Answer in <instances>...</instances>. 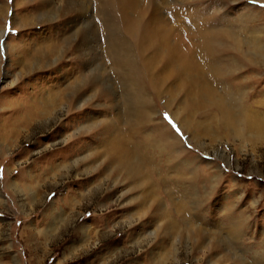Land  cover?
Returning <instances> with one entry per match:
<instances>
[{
  "label": "rangeland",
  "instance_id": "obj_1",
  "mask_svg": "<svg viewBox=\"0 0 264 264\" xmlns=\"http://www.w3.org/2000/svg\"><path fill=\"white\" fill-rule=\"evenodd\" d=\"M161 1L170 2L171 8H165L160 0H154L163 7L166 18L176 8L186 15L197 14L194 13L196 9L198 13L199 10L210 11L218 17V29L233 31L237 28L240 31L246 24L249 34L264 42V0ZM63 2L0 0V264H34V258L37 264L40 260L41 264H84L86 256L101 257L106 249L112 251V256L105 264H240L241 261L252 264L258 257L262 260L264 145L255 143L254 133L260 130L261 124L264 127V59L249 63L232 60L233 54L229 53L230 46L226 43L231 57L224 56L219 65L226 83L231 82L228 80L231 75L239 76L240 82L250 75L256 82L246 84L249 87L245 99L244 95L233 96L241 100L236 106L247 105L252 118L257 120L253 123L248 120L250 127H243V120L242 126L237 128L234 121H227L220 111L210 106L197 115L182 112L179 100L185 99L179 97L171 110H167L164 102L168 99V86L160 81V97L149 88L148 92L144 90L151 100V123L163 125L172 139L176 137L173 143L178 142V145L159 151L161 146L155 147L149 136L154 133L152 126L147 129L140 120L138 124L134 121L123 126L119 122L123 105L115 96L118 93L117 88L114 91L116 81L109 79L110 84L101 80L93 82L91 92L97 93L87 111H76L66 119L65 108L60 107L56 114V110L49 109L42 114L49 119L39 120L27 130L16 116L21 111L22 117L25 110H29L21 107L22 97L35 93L40 87L43 91L40 99H48L50 93L58 89L57 83L69 81L65 73L81 65L78 59L71 63L73 52L65 50L63 39L75 15L63 7ZM186 15L182 19H187ZM26 18L29 23L25 24ZM222 18L230 23L225 24ZM237 18H243V22L237 21L235 25L233 22ZM175 23L170 21L167 25L171 27ZM194 39L188 28L186 43ZM53 44L60 48L59 54L47 57L51 60L45 59L39 64L40 68L35 67L34 62L30 64L31 56L48 50ZM218 49L223 51V47ZM102 52V47H95L90 56L93 63L99 64ZM147 56L156 62L161 60L158 51L149 49V43L143 48L134 43L123 54L124 59L140 57L143 60ZM143 67L140 65V73ZM101 68L99 77L103 80L113 75L110 63ZM117 71L126 72L120 68ZM100 88L103 97H97ZM108 98L114 101V107L106 111ZM34 99L35 96L29 101ZM172 111L177 112L185 129L172 118ZM88 114L90 118L82 122L81 117ZM75 120H79L76 126L72 125ZM70 121L71 127L64 130V125ZM239 122L240 119L237 125ZM81 124L85 128L75 133V139L68 140L69 134ZM121 128L125 134L140 128L139 135L132 139L135 143L143 139L138 153L149 156L151 168L146 170L153 172L155 169L156 175L152 173L151 177L158 184L162 178L161 185L156 183L157 186L129 190L123 175H112L106 161L115 144L111 136L118 134ZM9 130L15 132L13 137H7ZM86 157L91 162L82 160ZM147 196L145 203L134 207ZM132 197L137 201L130 206ZM49 211L61 213L62 217L49 220L47 224L43 218ZM65 217L69 220L67 228L62 229ZM106 219L115 227L109 230ZM168 223L171 225L167 226ZM232 223L235 227L242 224L241 234L244 233L231 234L229 226ZM82 224L92 234H101L99 240L90 238L86 251L77 248L82 244L81 238L72 236ZM29 231L37 235L36 241L41 247L35 253L33 243L27 242L26 236L33 235ZM104 261L100 259L95 264H104Z\"/></svg>",
  "mask_w": 264,
  "mask_h": 264
},
{
  "label": "bare ground",
  "instance_id": "obj_2",
  "mask_svg": "<svg viewBox=\"0 0 264 264\" xmlns=\"http://www.w3.org/2000/svg\"><path fill=\"white\" fill-rule=\"evenodd\" d=\"M63 4V7L68 9L69 13L75 15L74 19L70 22L71 29L69 33H67L63 39V43L67 48L65 50L73 52L74 57L71 63L78 59L81 65H79L80 67L74 66L70 71L71 73H65L66 75L64 76L67 77H65L66 81H70V79L71 81L65 84H60V82L57 83V86H59L58 89L51 92L48 99L44 101L40 99L42 98L41 93L43 92L40 91V87L37 88L35 93H26L25 96L22 97L24 101L21 102V107L26 109L29 108V110H25L22 117H20L21 111L17 112L18 114L16 116L22 126L27 130H29L35 122L47 119L49 116H44L42 114L46 113L49 109L51 112L56 110V114L60 107L65 108L66 119L76 111H81V113L85 110L87 111L91 107L90 101L96 97L95 95L97 93L96 91L94 94L91 92L93 91V82L101 80L103 83L108 81L107 84H110L109 79L110 81H116L114 91H116L117 88L118 93L117 95L115 94V96L121 99L123 105V114L119 122H121L123 126L134 121L138 124L140 120L147 129L152 126L154 133L149 136L153 139L152 144L155 147L161 146V150L159 151L168 150L169 147L174 149L178 145V142L173 143L177 140L176 137L172 139L170 133L163 125H158L156 122L151 123L153 112L151 100L144 90L147 91V88H149L150 91H155L160 97L161 91H159L160 88L158 87L160 81H162L163 85L168 86V99H165L166 102H164V104L169 111L172 108L173 102H175L174 100L179 97L180 99H185L179 100V105L181 104L179 110L185 113L188 111L192 113V115H197L207 106H210L220 111L227 121H234L232 123H235L237 128L242 126L243 120L245 124L243 127H250L248 120L252 123L257 121L252 118L247 105L240 104L236 106V102H241V100L233 97L238 94L239 96L244 95L245 99L246 88L249 87L246 84L256 82H253L250 75H246L242 82H240L239 79L241 78L239 76L231 75L230 78H228L231 82L226 83L224 75H220L221 72L219 68L220 63L225 59L224 56L229 57L231 54H233L232 60L241 59V61H246L248 63L250 61L264 59V44H262L264 42H262L261 38H258V36L256 37L249 34L250 32H248L245 27L246 24L243 25L242 28V30H245L243 31L245 35H242V30H236L237 28L233 31L218 29V17L214 16V13L210 11L204 12L202 10H199L200 13H198L197 9L194 12L197 14L192 13L186 15L187 13L183 14L184 11H182V9L176 8L172 10L171 16H167L166 18L163 12L164 9L162 10L161 7L165 6V8H167L166 6H169L170 2L166 3L161 0L160 4L162 6L155 3L154 0H64ZM183 15H186L187 19H182ZM222 20L225 24L230 23L226 18H222ZM170 21H175L177 23H175L176 25L171 24V27H168L167 23ZM237 21L243 22V18L235 19L233 24L236 25ZM24 23H29L27 18L24 20ZM188 28H190L195 36L194 42L192 41L190 44L186 43ZM189 37L192 39L191 35H189ZM134 43L141 48L144 47L145 43H149V49L158 51L161 60L156 62V60L148 56L143 60H141L140 57L138 59H124L125 57H123V54H125ZM226 43L230 46L229 53L231 54L227 53ZM95 47L103 48L101 54L102 59L100 58L99 64L93 63L94 61L92 62L90 57L92 51H95ZM219 47H223L224 52L219 50ZM78 51H80V53ZM56 53H60V48L57 47L56 44H53L48 50H40L34 56H31L30 64L34 62L37 65L33 66L38 68L41 62L45 61V59L51 60L47 57H53ZM106 63L112 65L113 75H107L103 80L99 75H101L100 72L103 70L101 67ZM27 65L25 66L28 67ZM140 65H144V71L141 73ZM117 68L118 70L120 68L121 71L126 70V72L120 74ZM234 80L235 82H233ZM145 81L146 83L144 84ZM101 90L102 88L98 89L97 97L104 96ZM114 91H112V93ZM34 96L35 99L29 101ZM190 99L193 100L190 102ZM112 107H114V101L108 98L107 106L105 107L106 111H109ZM170 114L172 118L179 122L180 126L185 129L183 121L178 120L177 112L174 113L172 111ZM90 116L91 114L84 115L80 120L84 122L88 120ZM239 119L240 122L237 125L236 122ZM75 121L72 122V125H75L79 120ZM70 125L71 121L66 126L64 125V130H68V128L71 127ZM60 126L61 124L57 127L59 128ZM254 126L258 129V126ZM233 127L235 126L230 124V128L234 129ZM84 128V124L79 125V128L77 127L76 129L77 131L75 130V132L70 133L69 136L67 135L69 137H67L68 140L73 139L75 133H80ZM263 129L264 127L261 124L260 130H255L254 133L255 143L259 145H264ZM149 131L151 132V130ZM139 132L140 128H137L133 132L127 131L125 134L121 128V131L117 132L118 134H113L114 137L108 133L111 139L115 140V144L110 149L111 154L106 164L109 162L108 165H110V167L108 169L112 171L113 176H116V173L124 176V180L128 182L130 187L129 190H134V188H140L142 186L148 187V185L157 186L158 184L157 182L156 184L151 177L153 172L156 173V170L154 169L153 172H148L146 170V168L149 170L151 168L149 166L151 164L149 156L144 152L142 155L138 153V146H141L143 139H140L141 141L139 143H135L133 141L134 139H132L138 136ZM14 133L13 130H9L7 137H13ZM165 153L168 154L169 157L172 156L171 152L167 153L165 151ZM82 160L88 162L90 159L86 157L82 158ZM70 166L71 165L68 164V167ZM108 176H110V174ZM100 180L99 182H101ZM162 182L164 181L160 178L158 185H161ZM95 187V189L98 190V186ZM132 198L134 200L130 202V206L137 201L134 197ZM146 200H148V196L136 202L134 207L136 208V206H139L138 204H140V202L145 203ZM106 202L107 201H104L103 203ZM44 214L43 220H45L47 224L49 220H57L62 217L61 213H51V211ZM68 220L69 218L65 217L62 222V229L67 228ZM106 220L109 230L115 227L111 221L109 222L108 219ZM51 221H49V223ZM170 225V223L167 224V226ZM229 228L230 233L233 234L234 232L236 236L240 235L242 232V224H237L235 227L232 223ZM32 231L28 233L33 235L26 237L27 242L31 241L33 243L32 251L34 250L33 252L35 253L41 247L36 241L38 238L37 235ZM91 232L92 231L85 227L84 224L75 231L72 236H74V239H77V236L79 239L81 238L80 241L82 243L81 245L79 244L80 246H77V248L80 247L81 250L86 251L85 247L89 243L90 238L96 237L98 240L101 238V234L95 235ZM231 237H233V239L235 238L234 235H231ZM77 248L75 246V250L79 251ZM106 250V254H103L101 257L90 258L89 255L86 256L84 258V264H95L100 259L101 261H106H104V264L108 263V259H111L112 254L110 253L112 251ZM42 251L44 252V249H42ZM160 262H162V259ZM32 263L37 264L36 258H34ZM39 264H41V260ZM240 264H243V262L241 261ZM252 264H264V257L262 256V260L258 257Z\"/></svg>",
  "mask_w": 264,
  "mask_h": 264
},
{
  "label": "snow or ice",
  "instance_id": "obj_3",
  "mask_svg": "<svg viewBox=\"0 0 264 264\" xmlns=\"http://www.w3.org/2000/svg\"><path fill=\"white\" fill-rule=\"evenodd\" d=\"M10 2H11V0H10Z\"/></svg>",
  "mask_w": 264,
  "mask_h": 264
}]
</instances>
